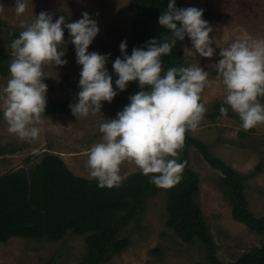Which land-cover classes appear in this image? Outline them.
Segmentation results:
<instances>
[{
    "label": "rangeland",
    "instance_id": "rangeland-1",
    "mask_svg": "<svg viewBox=\"0 0 264 264\" xmlns=\"http://www.w3.org/2000/svg\"><path fill=\"white\" fill-rule=\"evenodd\" d=\"M129 1L29 0L25 13L17 16L15 0H0V5L4 6V11L0 12V54L11 57V40L18 36L24 25L32 21L33 15L41 11L51 13L54 20L63 15L66 23L78 20L82 12H88L99 27V33L92 41L95 46L89 47L88 51L110 54L106 68L113 78H117L112 73V62L121 55V41L127 43L126 53L129 49L130 23L126 13ZM187 7L210 9L220 15L217 20L208 21L213 27L210 37L216 38L218 47L213 57L203 58L190 52L192 46L188 38L185 37L182 41L183 65L197 63L209 73V82L201 93L200 102L205 104L206 113H210L213 105L223 104L224 100L223 86L217 80L214 67L219 59V48L227 47L245 33L251 37L264 38V0H182V8ZM63 39L66 43L61 45V50L65 51L63 59L67 63L56 67L47 65L44 68L47 78L44 82L48 86L47 103L61 100L74 104L79 91L80 66L76 63L74 48L66 30ZM7 77L8 75L0 76V91ZM65 77L69 78L67 85ZM125 105L116 99L110 103L103 102L100 114L90 113L84 118H76L71 111L57 116L44 113L36 125L40 128L39 136L29 141L9 133L0 113V149L4 150V154L0 153V176L22 168L30 170L44 154H48L59 157L74 176L95 180L89 176L86 167V150L100 140L98 126L103 117L114 118ZM228 114L238 117L230 109ZM240 132H245L246 136L240 137ZM186 133L190 138L204 143L215 158L222 160L242 177L250 175L256 165L264 161V124L244 130L238 119L223 116L210 121L204 117L195 131ZM181 157L179 155V159ZM183 158L188 172L198 181V193L194 202L199 207L211 236L217 263L234 264L241 256L254 249H264L263 237L233 220L232 209L218 189L220 172L212 169L191 145L187 147ZM121 173L126 174L125 181L141 172L133 163L125 162L121 166ZM181 182L183 178L179 183ZM244 186L250 212L256 218L264 217V170L246 180ZM166 204L165 192L148 197L139 217L129 219L125 226L127 232L133 231L131 246L102 264H210L206 260L205 248L198 241L184 243L166 225L169 219ZM84 255L85 236L71 233L56 242L16 238L0 244V264H80Z\"/></svg>",
    "mask_w": 264,
    "mask_h": 264
},
{
    "label": "clouds",
    "instance_id": "clouds-1",
    "mask_svg": "<svg viewBox=\"0 0 264 264\" xmlns=\"http://www.w3.org/2000/svg\"><path fill=\"white\" fill-rule=\"evenodd\" d=\"M28 3L15 0L17 16L25 13ZM175 4L176 0H167L166 10L158 17V24L169 37L150 39L144 47H134L130 55L126 41H121V55L112 62L115 88L106 68L110 54L88 51L99 33L98 22L88 12L67 23L63 15L54 20L47 11L33 15L9 45L12 58L0 91V113L8 132L24 141L39 136L36 125L47 104L44 68L67 63L61 50L66 30L80 66L76 102L69 104L73 116L100 114L103 102L110 103L130 82H137L139 88L114 118L103 117L99 122L100 140L86 150L89 176L100 188L119 187L126 178L121 166L131 162L158 188L178 184L185 167L179 159L185 133L195 131L207 112L200 101L209 73L197 63L163 71L161 57L170 54L177 41L185 37L192 46L189 51L203 58L213 57L218 47L216 38L210 37L213 27L202 18L203 9L177 8ZM218 55L214 67L224 90L220 114L226 117L230 109L244 130L264 124V38L245 33L219 48Z\"/></svg>",
    "mask_w": 264,
    "mask_h": 264
},
{
    "label": "trees",
    "instance_id": "trees-1",
    "mask_svg": "<svg viewBox=\"0 0 264 264\" xmlns=\"http://www.w3.org/2000/svg\"><path fill=\"white\" fill-rule=\"evenodd\" d=\"M175 6L182 8V0H176ZM167 0H130L126 13L130 23V40L127 54L134 47H144L150 39L163 40L170 33L158 24V17L166 10ZM210 9H203V19L217 20ZM92 42L90 48H94ZM184 43L177 41L168 55L162 56V70L183 65ZM11 57L0 54V76L8 75ZM113 87L115 88L113 78ZM67 85L69 78L65 77ZM139 90L137 83H128L126 89L118 91L113 98L120 104H127L128 97ZM68 101L52 100L47 103L46 114L57 116L70 112ZM221 103L212 106L204 117L210 121L223 117L220 114ZM225 117V116H224ZM226 117L238 119L235 115ZM240 121V120H239ZM245 137V132L239 133ZM195 147L204 161L220 172L218 189L232 209V218L243 224L251 232L264 238V217L256 218L248 208L244 182L264 170V161H260L247 177L234 172L222 160L215 158L208 147L185 133L181 161L188 146ZM11 152V151H10ZM4 154V150L0 149ZM187 165L182 172L183 182L169 189L154 186L148 176L132 175L119 187L100 188L96 180H86L74 176L56 155L44 154L33 165L8 172L0 176V244L10 239L56 242L68 233L85 236V255L80 264H102L113 256L125 252L132 244V232L125 226L129 219L138 218L142 206L148 197L160 192L167 195L166 225L182 242L192 244L198 241L206 251V260L218 264L215 259V247L203 221L199 207L194 202L198 193V181L188 172ZM264 249H254L241 256L234 264H264Z\"/></svg>",
    "mask_w": 264,
    "mask_h": 264
}]
</instances>
